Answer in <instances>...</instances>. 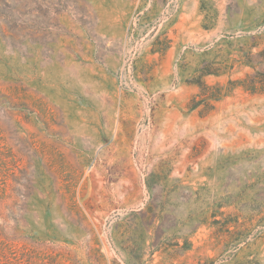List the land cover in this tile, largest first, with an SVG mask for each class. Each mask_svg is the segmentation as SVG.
<instances>
[{
  "label": "rangeland",
  "instance_id": "rangeland-1",
  "mask_svg": "<svg viewBox=\"0 0 264 264\" xmlns=\"http://www.w3.org/2000/svg\"><path fill=\"white\" fill-rule=\"evenodd\" d=\"M0 264H264V0H0Z\"/></svg>",
  "mask_w": 264,
  "mask_h": 264
}]
</instances>
